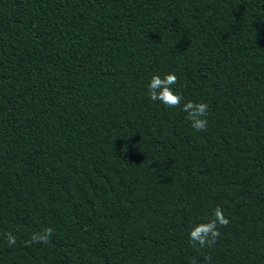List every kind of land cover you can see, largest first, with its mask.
Segmentation results:
<instances>
[{
    "label": "trees",
    "instance_id": "16d2710c",
    "mask_svg": "<svg viewBox=\"0 0 264 264\" xmlns=\"http://www.w3.org/2000/svg\"><path fill=\"white\" fill-rule=\"evenodd\" d=\"M193 260L264 264V0H0V264Z\"/></svg>",
    "mask_w": 264,
    "mask_h": 264
},
{
    "label": "clouds",
    "instance_id": "9594fccd",
    "mask_svg": "<svg viewBox=\"0 0 264 264\" xmlns=\"http://www.w3.org/2000/svg\"><path fill=\"white\" fill-rule=\"evenodd\" d=\"M178 83V76L174 72H169L161 76L154 74L148 84V93L152 101H160L168 108H181L185 112L186 119L191 122V126L196 131H205L208 127L207 114L209 105L204 102L187 101L183 103L182 93L174 86ZM230 223L229 218L224 214V210L218 205L214 208L212 217L207 222L195 224L189 233V239L193 245H198L201 249L211 248L215 245L221 235L220 227H226ZM54 229L48 227L41 232L33 233L31 243H49L50 237L54 234ZM9 246L17 243V237L12 233L6 234ZM192 264H196L193 260Z\"/></svg>",
    "mask_w": 264,
    "mask_h": 264
}]
</instances>
